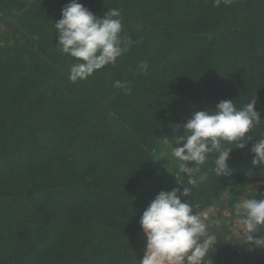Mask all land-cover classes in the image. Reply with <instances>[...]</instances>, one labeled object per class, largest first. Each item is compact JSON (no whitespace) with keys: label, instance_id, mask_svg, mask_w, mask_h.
Returning a JSON list of instances; mask_svg holds the SVG:
<instances>
[{"label":"trees","instance_id":"obj_1","mask_svg":"<svg viewBox=\"0 0 264 264\" xmlns=\"http://www.w3.org/2000/svg\"><path fill=\"white\" fill-rule=\"evenodd\" d=\"M69 2L0 0V264H140L141 180L175 146L177 124L225 99L241 108L254 96L261 123L231 151L229 175H216L212 153L196 173L205 181L178 171L174 186L191 189L182 201L194 208L264 199V165L249 151L264 138V0H78L98 17L120 9L133 43L75 83L54 28ZM215 234L205 264H264V251Z\"/></svg>","mask_w":264,"mask_h":264},{"label":"clouds","instance_id":"obj_2","mask_svg":"<svg viewBox=\"0 0 264 264\" xmlns=\"http://www.w3.org/2000/svg\"><path fill=\"white\" fill-rule=\"evenodd\" d=\"M220 2L213 0L216 7ZM121 17L118 8H109L98 17L78 0H70L62 7L61 18L54 24L56 45L61 54L76 60L70 67L71 82L85 80L104 66L115 64L117 58L129 50L133 41L130 36L121 35ZM138 68L142 74L149 71L147 61L141 62ZM114 84L127 94L131 93L128 81H115ZM256 103L254 96L241 108H237L232 99L221 100L214 111H194L185 123L177 124L176 129H182V132L172 137V145L175 143L172 155L179 162V171L188 177L189 185L198 186L207 179L206 173L198 178L196 173L201 172L212 153H217L214 159L216 175L230 174L231 151L245 148L252 138L249 133L261 123ZM225 142L233 146L225 147ZM249 151L254 154L253 166L264 165V138L253 143ZM190 194L191 189L185 186L182 191L176 187L161 190L143 210L139 225L146 237V245L140 264H205L209 249L216 244V237L208 233L206 223L215 210L194 212L188 200L182 201V197ZM233 213L237 225L242 226L240 231L246 234L245 242L264 247V199L246 198L233 206ZM258 231L262 234L254 236Z\"/></svg>","mask_w":264,"mask_h":264},{"label":"rangeland","instance_id":"obj_3","mask_svg":"<svg viewBox=\"0 0 264 264\" xmlns=\"http://www.w3.org/2000/svg\"><path fill=\"white\" fill-rule=\"evenodd\" d=\"M4 29L5 31H3ZM6 29L1 24L0 36L5 35ZM4 39L0 38V41ZM168 157L169 160H164V157ZM157 159V167L151 178L142 179L140 182V186L137 190V200L140 202V206H136L133 211L134 212H143V210L148 206L150 201L154 198V196L161 190H171L174 186V180L176 179V175L179 171L178 162L172 155V150L165 149L164 151H159L156 155ZM176 187V185L174 186ZM248 198V196L241 195L238 198L237 203L243 201ZM232 200V199H231ZM222 202V203H221ZM218 202L208 207H195L194 212L198 210L207 211L209 209H214V213H211L209 219L206 221L208 224V233L210 234L211 229L216 231L217 236H225V239L234 240L236 242H241L238 247L244 246V249L248 254L255 253L258 251H264V247H255L247 244L245 241L247 239L246 234L240 231V227L236 223V217L233 213V207H229L227 205V201ZM226 213H233V215H226ZM216 220H220L219 224L215 223ZM262 233L257 232L253 234L256 237H259ZM245 237L246 239L242 238ZM241 239L244 240L242 243ZM216 242V241H215Z\"/></svg>","mask_w":264,"mask_h":264}]
</instances>
